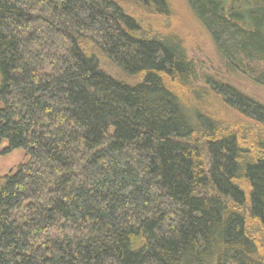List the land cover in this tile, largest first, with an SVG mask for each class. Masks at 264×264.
Instances as JSON below:
<instances>
[{
	"label": "trees",
	"instance_id": "obj_1",
	"mask_svg": "<svg viewBox=\"0 0 264 264\" xmlns=\"http://www.w3.org/2000/svg\"><path fill=\"white\" fill-rule=\"evenodd\" d=\"M186 2L264 87V0ZM169 10L0 0V154L27 156L0 177V264H264V101L197 85Z\"/></svg>",
	"mask_w": 264,
	"mask_h": 264
},
{
	"label": "rangeland",
	"instance_id": "obj_2",
	"mask_svg": "<svg viewBox=\"0 0 264 264\" xmlns=\"http://www.w3.org/2000/svg\"><path fill=\"white\" fill-rule=\"evenodd\" d=\"M167 3L170 9L168 30L182 40L187 57L193 61L196 67L197 85L204 83V77H211L216 80L232 79L231 76L227 75L226 69L217 54L209 34L194 18L186 0H167ZM86 49L90 53L95 52L94 55L98 59L100 67L106 72L127 82L133 80L116 69L102 54L97 53L91 45L87 44ZM232 80L246 93L264 101V87L256 85L245 76L238 75ZM225 117L229 116L226 115ZM26 162L27 156L22 149L15 150L6 155L0 154V177L14 171Z\"/></svg>",
	"mask_w": 264,
	"mask_h": 264
}]
</instances>
